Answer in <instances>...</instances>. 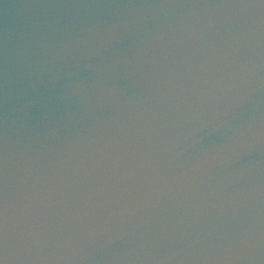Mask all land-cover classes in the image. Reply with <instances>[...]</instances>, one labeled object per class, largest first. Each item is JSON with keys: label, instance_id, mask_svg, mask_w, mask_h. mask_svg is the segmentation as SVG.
Wrapping results in <instances>:
<instances>
[{"label": "water", "instance_id": "95a60500", "mask_svg": "<svg viewBox=\"0 0 264 264\" xmlns=\"http://www.w3.org/2000/svg\"><path fill=\"white\" fill-rule=\"evenodd\" d=\"M0 199V264H264V0H0Z\"/></svg>", "mask_w": 264, "mask_h": 264}, {"label": "snow or ice", "instance_id": "6c2138e0", "mask_svg": "<svg viewBox=\"0 0 264 264\" xmlns=\"http://www.w3.org/2000/svg\"><path fill=\"white\" fill-rule=\"evenodd\" d=\"M7 209L4 205L2 199H0V250H3L6 245V235H5V219H6Z\"/></svg>", "mask_w": 264, "mask_h": 264}, {"label": "clouds", "instance_id": "9594fccd", "mask_svg": "<svg viewBox=\"0 0 264 264\" xmlns=\"http://www.w3.org/2000/svg\"><path fill=\"white\" fill-rule=\"evenodd\" d=\"M240 99H243L242 97Z\"/></svg>", "mask_w": 264, "mask_h": 264}]
</instances>
